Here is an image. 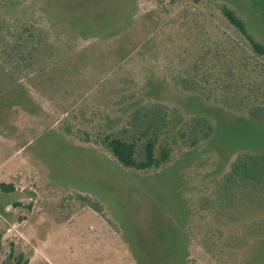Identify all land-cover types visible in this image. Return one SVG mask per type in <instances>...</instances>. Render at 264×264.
Here are the masks:
<instances>
[{
	"label": "rangeland",
	"instance_id": "rangeland-1",
	"mask_svg": "<svg viewBox=\"0 0 264 264\" xmlns=\"http://www.w3.org/2000/svg\"><path fill=\"white\" fill-rule=\"evenodd\" d=\"M223 10L264 47V0H0V264H264V205L223 197L264 154V56ZM156 105L168 159L123 166L104 136L143 143ZM192 117L213 132L189 148Z\"/></svg>",
	"mask_w": 264,
	"mask_h": 264
},
{
	"label": "trees",
	"instance_id": "trees-1",
	"mask_svg": "<svg viewBox=\"0 0 264 264\" xmlns=\"http://www.w3.org/2000/svg\"><path fill=\"white\" fill-rule=\"evenodd\" d=\"M223 15L248 40L254 53L264 56V47L251 40L246 34L243 23L227 10H223ZM248 113L252 119L264 123L263 104L253 106ZM175 116L174 110L169 111L162 105L151 106L144 113L136 112L128 126L141 129L143 143L139 144L135 139L128 141L123 137L110 135L104 136L103 142L115 159L125 167L137 170L158 167L168 159L170 154V144L168 141H164L162 145H159L158 135L170 132L169 126L175 120ZM179 123L177 138L189 148L206 141L213 132L210 122L202 117L180 119ZM156 150H158V156H156ZM224 184L223 197L225 200L234 201L238 197L242 201L264 205V154L247 152L239 154L232 165L231 172L224 178ZM0 191L11 193L13 187L0 183ZM81 200L96 213H101L100 205L97 202L87 197H83ZM16 264H20L19 260Z\"/></svg>",
	"mask_w": 264,
	"mask_h": 264
}]
</instances>
